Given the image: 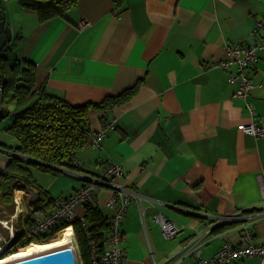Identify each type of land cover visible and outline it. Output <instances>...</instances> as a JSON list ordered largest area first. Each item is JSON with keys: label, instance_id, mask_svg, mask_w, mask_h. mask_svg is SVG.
Instances as JSON below:
<instances>
[{"label": "crops", "instance_id": "obj_1", "mask_svg": "<svg viewBox=\"0 0 264 264\" xmlns=\"http://www.w3.org/2000/svg\"><path fill=\"white\" fill-rule=\"evenodd\" d=\"M0 7L12 32L9 57L33 62L37 85L81 104L137 84L123 103L91 110L92 130L114 122L101 148L87 142L75 152L78 167L32 173L51 196H66L106 164L120 165V181L138 194L120 226L123 264H190L225 240L243 243L246 228L264 242V135L240 128L250 120L264 128V51L250 71L261 84L246 99L253 114L228 82L235 64L213 66L227 59L231 42L262 36L253 28L264 19V0H78L47 20L15 0H0ZM7 150L0 143V170ZM40 182H62L67 191L52 195ZM109 194L108 186L97 191L106 214ZM155 214L179 227L175 237L164 238Z\"/></svg>", "mask_w": 264, "mask_h": 264}, {"label": "trees", "instance_id": "obj_2", "mask_svg": "<svg viewBox=\"0 0 264 264\" xmlns=\"http://www.w3.org/2000/svg\"><path fill=\"white\" fill-rule=\"evenodd\" d=\"M15 1L23 8L35 11L39 19L47 20L56 15H65L78 0ZM7 50L0 53V71L4 76L3 103L7 108H12H8L10 112H2L0 118L10 117L6 130L14 136L16 143L14 147H7L8 161L4 169L0 170V205L9 206L8 209L11 210L14 202L13 189L18 188L20 182L35 185L38 188L37 196L32 200L25 197L23 199L28 208L24 219L27 229L35 213L45 214L51 210L54 199L46 189L37 185L30 167L35 166L45 171L78 167L74 160L75 152L86 145L93 131L90 123L91 110L108 111L123 103L134 93L137 84L119 94L107 96L100 102L72 104L44 86L37 85L34 63L11 58ZM109 215L99 207L85 205L84 218L89 224L87 230H84L78 220L61 221L54 230L42 237L27 236L21 224H17L20 230L10 246L13 251L26 249L31 243L53 238L57 231L72 224L80 263L92 264L89 242L94 243L99 251L103 249L109 232ZM233 224L235 221L225 222L220 227Z\"/></svg>", "mask_w": 264, "mask_h": 264}, {"label": "built area", "instance_id": "obj_3", "mask_svg": "<svg viewBox=\"0 0 264 264\" xmlns=\"http://www.w3.org/2000/svg\"><path fill=\"white\" fill-rule=\"evenodd\" d=\"M81 25L87 26L88 22L81 20ZM262 32V36L253 44H242L240 41L231 42L226 46L227 59L214 62L213 66L221 65L228 66L231 63L235 64V70L230 73L228 82L235 86L233 95L237 98L247 99L250 91L256 84L250 71L255 68V64L259 57L258 50L264 51V19L257 23L253 28V32ZM264 61V59H263ZM4 76L0 71V114L2 112H10L3 103L4 100ZM247 109L253 114L254 109L249 101H245ZM1 120V118H0ZM114 127L113 121H108L101 125L97 130H93L88 138V144L96 149L102 147L103 139L108 131ZM243 132L254 136H263L264 128L254 120H250L240 124ZM122 175V167L115 163L106 164L96 180L90 179L89 182H82L70 195H56L53 198V205L48 213H35L31 219V225L25 229L23 223L28 213V208L25 202H22L21 195L24 199L32 200L38 194V188L30 183L20 182L18 188L13 189V211L9 214V219H0V225L6 227L10 221L12 224L7 230L6 235L0 230V250L10 245V242L15 236L13 219L17 224H21L24 234L29 237H42L43 234L54 230L56 225L61 222H72L78 220L84 230L89 228V224L84 218V206L99 207L100 202L97 191L100 186H108L110 194L105 201V207L110 211L108 222V235L105 237L103 249L99 251L97 246L89 242L92 264H123L124 249L121 246L122 232L120 229L122 220L125 216L128 204L137 199L138 194L135 189L128 187L124 182L120 181ZM261 191L264 195V186L261 185ZM24 201V200H23ZM79 208L81 209L79 211ZM144 222V215H140ZM153 220L160 228L162 235L165 238H173L179 232V227L169 218L162 214H155ZM71 230L75 250L77 247L74 230L72 224H69L57 233H62L65 230ZM20 230V229H18ZM10 254V253H8ZM242 257H259L260 263L264 264V242L257 243L252 240V230L246 228L243 235V243L234 244L229 240L222 242L220 248L209 256H202L198 251L195 254V259L190 264H229L233 260Z\"/></svg>", "mask_w": 264, "mask_h": 264}, {"label": "water", "instance_id": "obj_4", "mask_svg": "<svg viewBox=\"0 0 264 264\" xmlns=\"http://www.w3.org/2000/svg\"><path fill=\"white\" fill-rule=\"evenodd\" d=\"M11 28L5 22L4 14L0 7V53L8 48V43L11 41ZM71 247V246H70ZM62 247L47 252L22 257L3 264H77L74 248ZM7 252V247L0 250V257H3Z\"/></svg>", "mask_w": 264, "mask_h": 264}, {"label": "rangeland", "instance_id": "obj_5", "mask_svg": "<svg viewBox=\"0 0 264 264\" xmlns=\"http://www.w3.org/2000/svg\"><path fill=\"white\" fill-rule=\"evenodd\" d=\"M10 43V42H9ZM9 43H8V45H9ZM7 45V46H8ZM9 121H10V117L8 116V117H4L3 118V120H2V125H1V122H0V143H2V144H4L5 146H7V147H14V145H15V143H16V141H15V138H14V136L12 135V134H10L7 130H6V127L8 126V124H9ZM30 170H31V174L33 173V171L34 170H40L38 167H35V166H31L30 167ZM33 175V174H32ZM40 183H42V185L45 187L46 185H48L47 187H49L50 189H52V190H50V192L52 193V195H56V193L57 192H59V191H67V188H65L64 186H63V183L62 182H46L47 184H43V182H40ZM75 183H77V182H75ZM53 185H54V187H53ZM53 187V188H52ZM13 198V197H12ZM21 198H22V202H24L23 201V197H22V195H21ZM8 207L9 206H2V205H0V219H9V214L13 211V207H11V210L10 209H8ZM11 211V212H10ZM10 212V213H9ZM31 220V219H30ZM23 223H24V221H23ZM11 222L9 221L8 222V225L6 226V227H3V226H1L0 225V230H1V232L3 233V235H6V232H7V230H9V227L11 226ZM13 226H14V233L15 234H17V232H18V229H19V227L17 226V222H16V220L15 219H13ZM25 224V223H24ZM60 234H61V232L60 233H57V234H55V236L53 237V238H51V240L52 239H54V238H57V237H59L60 236ZM165 238V237H164ZM168 239V238H167ZM50 241V239H47V240H45V241ZM41 242H43V241H41ZM40 242V243H41ZM39 243V242H38ZM55 250V249H54ZM7 255V254H6ZM75 257H76V261H77V264H81L80 263V258H79V253H78V250H77V247H75Z\"/></svg>", "mask_w": 264, "mask_h": 264}, {"label": "bare ground", "instance_id": "obj_6", "mask_svg": "<svg viewBox=\"0 0 264 264\" xmlns=\"http://www.w3.org/2000/svg\"><path fill=\"white\" fill-rule=\"evenodd\" d=\"M72 245H74V238L72 235L71 230L67 229L63 231L59 237L50 239V241H43V242H36V243H31L27 246L26 249L23 250H17L14 251L10 254L4 255L3 257H0V264H3L5 262L13 261L16 259H20L22 257H27L43 252H47L50 250H54L57 248H62V247H70L72 248Z\"/></svg>", "mask_w": 264, "mask_h": 264}, {"label": "flooded vegetation", "instance_id": "obj_7", "mask_svg": "<svg viewBox=\"0 0 264 264\" xmlns=\"http://www.w3.org/2000/svg\"><path fill=\"white\" fill-rule=\"evenodd\" d=\"M13 248L9 245L8 247H7V252L5 253V254H7V253H12V252H14L13 250H12Z\"/></svg>", "mask_w": 264, "mask_h": 264}, {"label": "clouds", "instance_id": "obj_8", "mask_svg": "<svg viewBox=\"0 0 264 264\" xmlns=\"http://www.w3.org/2000/svg\"><path fill=\"white\" fill-rule=\"evenodd\" d=\"M6 255V254H5Z\"/></svg>", "mask_w": 264, "mask_h": 264}]
</instances>
